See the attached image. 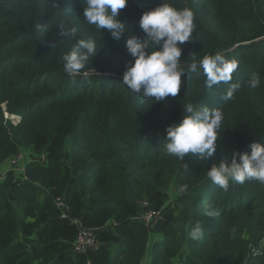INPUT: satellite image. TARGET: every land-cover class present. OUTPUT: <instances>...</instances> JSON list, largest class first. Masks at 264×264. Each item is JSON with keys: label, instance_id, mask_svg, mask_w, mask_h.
<instances>
[{"label": "trees", "instance_id": "trees-1", "mask_svg": "<svg viewBox=\"0 0 264 264\" xmlns=\"http://www.w3.org/2000/svg\"><path fill=\"white\" fill-rule=\"evenodd\" d=\"M163 2L194 13L192 41L180 57L185 66L194 56L216 53L238 61L233 99H222L229 85L206 87L201 68L185 69L177 96L145 99L122 81L133 60L127 37L114 40L89 25L85 0H0V164L20 152L31 156L24 171L9 170L0 180V264H82L86 258L140 264L148 251L151 264L176 258L180 264H264V183L230 181L223 190L207 177L213 163L264 143V0H127L118 17L129 29L125 35L144 39L142 12ZM60 23L100 46L74 78L64 71L63 56L76 39L60 36ZM253 73L260 77L257 88L249 86ZM188 103L223 112L216 151L207 160L187 154L180 161L165 150L166 127L180 123ZM4 111L22 118L7 121ZM170 180L187 191L173 200L177 215L168 221L163 207ZM145 199L164 211L165 221L144 224L139 202ZM209 205L219 215L206 216ZM74 218L95 229L97 250L72 253L80 231ZM197 223L204 235L194 241L189 233Z\"/></svg>", "mask_w": 264, "mask_h": 264}, {"label": "clouds", "instance_id": "clouds-1", "mask_svg": "<svg viewBox=\"0 0 264 264\" xmlns=\"http://www.w3.org/2000/svg\"><path fill=\"white\" fill-rule=\"evenodd\" d=\"M85 2L83 18L89 25H94L98 32L106 29L114 40L127 37L125 47L133 60L126 62L122 81L132 92L145 99L164 101L166 97L177 96L183 83L181 77L186 75V68L191 72L201 68L206 77V87L212 88L221 83L229 85L222 99L229 101L234 98L239 85L231 82L232 74L239 67L237 60H228L224 55L216 53L205 55L199 60L194 56L192 62L185 66L180 59L182 46L192 41L195 28L194 13L190 8L177 9L163 2L155 8L142 12L138 23L145 37L140 39L134 35H125L129 29L118 18L120 10L126 7L127 0H85ZM36 27L42 31L47 30L45 25L37 24ZM57 28L60 36L76 39L71 50L63 56L64 71L74 78L85 68L100 46L93 38H77L76 26L60 23ZM55 44H52V47ZM259 85L260 77L253 73L249 86L257 88ZM183 112L186 114L182 116L179 124L166 127L164 137L167 141L166 152L180 161L187 154H195L204 160L211 158L215 154L216 142L223 129V112L218 108L210 109L207 106L194 108L191 103L184 106ZM4 118L18 123L22 117L4 111ZM250 149V153L234 151L230 160L213 163L208 168L207 177L223 190L229 188L230 181L238 184H244L248 180L264 183V143L253 142ZM18 154L22 156L23 153ZM9 170L17 171L16 168L11 167ZM186 191L187 186L181 185L177 195ZM204 214L211 217L219 215V212L209 205L205 207ZM203 235L200 223H197L189 233L194 241L201 240Z\"/></svg>", "mask_w": 264, "mask_h": 264}, {"label": "built area", "instance_id": "built-area-1", "mask_svg": "<svg viewBox=\"0 0 264 264\" xmlns=\"http://www.w3.org/2000/svg\"><path fill=\"white\" fill-rule=\"evenodd\" d=\"M19 158H21V154H17L12 161H15V159ZM43 158L44 157H42V159ZM56 205L61 209V215L66 216L68 207L60 197L56 198ZM139 206L141 208L139 218L144 222L146 226L152 227L159 222L165 221L166 217L164 211H162L161 209H152L148 200L145 199L142 202H139ZM73 222L78 224L80 231L71 244V251L76 254H85L88 251L97 250L100 246V242L97 238L95 229L84 227L79 223L77 218H74ZM82 264L94 263L91 259L86 258V260Z\"/></svg>", "mask_w": 264, "mask_h": 264}, {"label": "rangeland", "instance_id": "rangeland-1", "mask_svg": "<svg viewBox=\"0 0 264 264\" xmlns=\"http://www.w3.org/2000/svg\"><path fill=\"white\" fill-rule=\"evenodd\" d=\"M30 158H31V156L29 155V152H23L21 158L15 159V161H12L14 159L13 158L10 161L8 160V161H5V162L1 163V165L3 166V171L6 170V166H7L8 168H10V167L11 168H16L17 171H13V170H10V171H12L15 174H19V173H21L23 171V168H24L25 164L30 160ZM6 173H5V175H6ZM165 190L168 193V198H167V200H166V202L164 204L163 209L167 211L166 212V217H167V220L169 221L168 215H175V216L177 215V211L173 208L174 207L173 200L178 198L179 195H177L176 186H175V183H174L173 180H170V182L165 187ZM152 238H154L153 235H152ZM113 247L114 246H111V248H113ZM147 253H148V255H146L143 258V260L141 261L140 264H151L150 263V260L152 258L151 252L148 251ZM174 262H175V264H180L178 262V258H176L174 260Z\"/></svg>", "mask_w": 264, "mask_h": 264}, {"label": "crops", "instance_id": "crops-1", "mask_svg": "<svg viewBox=\"0 0 264 264\" xmlns=\"http://www.w3.org/2000/svg\"><path fill=\"white\" fill-rule=\"evenodd\" d=\"M9 169H10V168H8V167L6 166V170L3 171V166L0 164V180L3 179V176L5 175V173H6Z\"/></svg>", "mask_w": 264, "mask_h": 264}]
</instances>
